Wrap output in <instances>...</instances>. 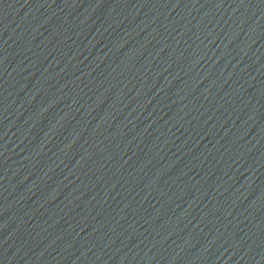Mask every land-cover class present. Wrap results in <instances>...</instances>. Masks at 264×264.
Wrapping results in <instances>:
<instances>
[{
    "label": "water",
    "instance_id": "95a60500",
    "mask_svg": "<svg viewBox=\"0 0 264 264\" xmlns=\"http://www.w3.org/2000/svg\"><path fill=\"white\" fill-rule=\"evenodd\" d=\"M219 264H264V0H223Z\"/></svg>",
    "mask_w": 264,
    "mask_h": 264
}]
</instances>
